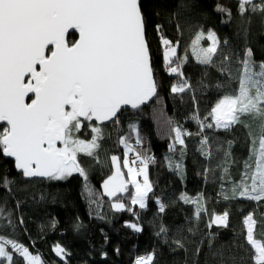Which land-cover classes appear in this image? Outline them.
Returning <instances> with one entry per match:
<instances>
[{"label":"snow or ice","instance_id":"1","mask_svg":"<svg viewBox=\"0 0 264 264\" xmlns=\"http://www.w3.org/2000/svg\"><path fill=\"white\" fill-rule=\"evenodd\" d=\"M216 12L225 13L229 20L232 9L217 5ZM236 13L241 18L261 14L264 18V0H236ZM223 22V21H222ZM179 31V25H177ZM77 38L70 40V32ZM161 66L169 76L178 77L170 86L173 95L192 91L184 76L183 66L189 51L195 61L210 66L221 54V39L211 28L195 31L183 56L178 55L180 41L169 39L163 26L157 24ZM207 41V45H204ZM227 45V40L223 42ZM252 47H245L231 56L224 55L219 66L221 77L228 80L224 89L199 122L200 155L208 162L212 153L204 129L228 130L236 125L246 129V117L259 121V134L249 132L248 158L243 161L239 179L231 177L232 141L223 152L224 164L217 165L220 177V196L224 200L242 198L264 204V60L257 62ZM235 60V71L229 66ZM235 87H232V85ZM158 94V83L153 53L147 38V19L142 0H0V156L12 158L14 167L26 178H44L62 181L78 173L84 180L85 195L90 204L102 209V198L107 197L110 208L128 211L136 222H125L134 232H143L138 222V207L148 208L150 193L154 191L149 177L153 157L137 150L142 140L136 127L135 143L121 136L123 155L109 158V174L101 183L102 192L88 184V169L80 156L100 163L98 151L104 138L105 122L119 123L118 113L124 106L137 109ZM193 102L195 96H193ZM210 119L211 122L205 123ZM170 126L171 151L180 146V155L186 151V137L192 133L180 126ZM87 127L90 138L80 133ZM171 163V162H170ZM183 169L182 161L174 165ZM204 169V175L212 172ZM12 181L0 178V187L10 193ZM225 184L231 188L226 189ZM131 189V191H130ZM124 197H127L125 202ZM193 205V217L199 220L207 214V228L228 227L230 213L209 210L204 193L180 197ZM159 213L166 205L156 198ZM16 206H19L17 202ZM99 218L103 215L98 212ZM0 227L13 228L12 212L0 202ZM23 224V218L18 221ZM244 240L250 247V264H264V239L254 235L257 220L254 213L243 216ZM162 226L157 235L164 234ZM177 247L183 244L177 240ZM55 255L62 261L70 256L61 244L54 246ZM118 251V249L116 250ZM199 252V249L197 250ZM104 257L107 253L102 254ZM45 264L43 256L13 236L0 231V264ZM155 252L137 255L134 264H154ZM224 264H228L225 261Z\"/></svg>","mask_w":264,"mask_h":264},{"label":"trees","instance_id":"2","mask_svg":"<svg viewBox=\"0 0 264 264\" xmlns=\"http://www.w3.org/2000/svg\"><path fill=\"white\" fill-rule=\"evenodd\" d=\"M147 19V38L150 43L158 83L157 96L147 105L132 111L123 109L117 119L103 125L104 138L98 151L100 163L83 154L82 165L88 169V184L97 196L102 192V179L109 174V158L112 154L123 155L119 144L121 136L129 137L134 144L137 136L131 130L135 126L142 140L140 151L151 154L149 177L154 191L150 193L148 208H136L143 232L137 233L125 226V222H136L128 211H115L110 201L102 198V209L90 204L85 195L84 180L74 173L62 181L47 179H23L14 169L13 162L0 156V178L12 181L11 191L0 187V202L12 212L13 228L4 229L10 235L29 246L32 251L43 256L45 264H134L137 255L155 252L154 264H250V247L244 240L243 216L253 212L257 220L254 235L264 239V204L242 198L224 200L220 196L222 172L217 165L224 164L223 152L232 141L230 175L239 179L243 161L248 158L249 137L259 134V121L251 117L242 118L250 125L245 128L236 125L228 130L204 129L209 138L211 161H206L199 152L201 139L199 122L192 117L198 114L201 120L207 115L217 96L228 88V80L221 77L219 66L224 55L231 56L245 47H252L254 59L264 60V18L261 14L241 18L236 13L235 0H142ZM217 5L232 9L229 20L225 13L215 11ZM223 21V22H222ZM163 26L164 34L173 41H180L178 55L183 56L195 31L200 27L215 30L221 39V54L210 66L195 61L189 51L183 66L184 76L190 81L192 91L173 95L170 86L178 77L169 76L161 66L160 45L155 26ZM179 25V31L177 29ZM76 35L70 33L69 39ZM227 40V45L223 42ZM207 45V41L203 42ZM235 71V60L229 65ZM223 85L224 89L217 85ZM232 87H235L233 84ZM195 96L196 103L193 102ZM180 126L192 133L186 137V151L180 155V146L171 151L170 126ZM211 122L210 119L205 123ZM4 125L0 126L2 129ZM82 138H90V130L85 127ZM182 161L183 169L177 172L174 165ZM171 162V163H170ZM212 172L205 176L204 169ZM230 189V184H225ZM131 191V189H130ZM183 193L195 196L204 193L207 208L222 213L228 210V227L207 228L208 215L199 220L193 217V205L180 199ZM166 205L164 213H159L156 198ZM127 202V197H124ZM19 203L17 207L16 204ZM98 212L103 215L99 218ZM19 218H23L20 224ZM4 221H0L3 225ZM162 226L166 232L157 235ZM179 240L183 247H177ZM59 243L70 256L66 261L55 258L52 253ZM118 249V251H116ZM199 249V252L197 251ZM107 253L104 257L102 254ZM18 264H22L17 258Z\"/></svg>","mask_w":264,"mask_h":264},{"label":"water","instance_id":"3","mask_svg":"<svg viewBox=\"0 0 264 264\" xmlns=\"http://www.w3.org/2000/svg\"><path fill=\"white\" fill-rule=\"evenodd\" d=\"M235 1H236V0H235ZM70 33H74V34L76 35V38H77V34H76L74 31H73V32H70ZM154 98H155V97H154ZM154 98H153V99H154ZM153 99H152V100H153ZM152 100H151V101H152ZM151 101L147 102V103L144 104V105H141L139 108H141V107L147 105V104L150 103ZM139 108H137V109H139ZM123 109H128V110H132V111L137 110V109H132L130 106H124V107H122L121 110H123ZM121 110H120V111H121ZM119 113H120V112H119ZM119 113H118V115H119ZM113 122H114V121H113ZM109 123H112V122H105V124H109ZM105 124H104V125H105ZM1 125H3L2 122H0V126H1ZM4 126H5V125H4ZM5 159H9V160H11V161L13 162V166H14V160H13L12 158H5ZM14 169H15V167H14ZM15 171H16L17 173H19V174L22 175V173L19 172L18 170L15 169ZM22 177H23V179H25V180L33 179V178H26V177H24L23 175H22ZM34 178H36V179H44V178H38V177H34ZM52 253H53V255L55 256V258L61 260L60 258H58V257L55 255L54 250H52Z\"/></svg>","mask_w":264,"mask_h":264},{"label":"built area","instance_id":"4","mask_svg":"<svg viewBox=\"0 0 264 264\" xmlns=\"http://www.w3.org/2000/svg\"><path fill=\"white\" fill-rule=\"evenodd\" d=\"M141 146H142V145H138V146H136L138 151H140ZM148 155L151 156V154H148Z\"/></svg>","mask_w":264,"mask_h":264},{"label":"flooded vegetation","instance_id":"5","mask_svg":"<svg viewBox=\"0 0 264 264\" xmlns=\"http://www.w3.org/2000/svg\"><path fill=\"white\" fill-rule=\"evenodd\" d=\"M76 38V37H75Z\"/></svg>","mask_w":264,"mask_h":264}]
</instances>
